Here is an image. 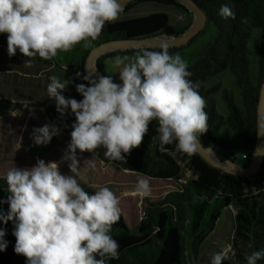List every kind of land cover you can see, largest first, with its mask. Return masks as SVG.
Listing matches in <instances>:
<instances>
[{
    "label": "clouds",
    "instance_id": "obj_1",
    "mask_svg": "<svg viewBox=\"0 0 264 264\" xmlns=\"http://www.w3.org/2000/svg\"><path fill=\"white\" fill-rule=\"evenodd\" d=\"M122 11L120 0H0V34H7L8 56L19 50L30 58L24 64L30 65L37 55L52 60L81 43L91 46L106 23L117 21ZM218 15L234 18L227 5ZM160 47L161 51L137 52L129 63L126 56L115 57V65H123L122 84L109 75L98 80L84 76L90 86L75 85L83 97L80 101L62 94L72 80L48 78L47 95L60 119L75 117L62 157L69 162L71 175L61 174L57 162L41 159L31 168L14 167L6 174L9 210L7 214L0 210V221L13 222L14 252L25 256L27 264H108L119 259L120 245L110 235L120 219L119 200L107 187L93 195L84 190L78 179L77 150L95 154L103 148L107 159L125 161V154L141 145L156 121L160 151H167L166 145H174L181 155L196 151L201 135L208 131L206 101L199 94V83L188 79L186 61L179 53L170 55L167 45ZM60 131L55 124H45L34 128L31 138L36 145H47ZM256 135L264 137V117L257 121ZM254 155H264V149L258 146ZM148 189V180L140 179L137 191L147 194ZM5 235L0 228V252L8 245ZM225 258L217 253L211 264H222ZM261 258L264 250L245 256L247 264H257Z\"/></svg>",
    "mask_w": 264,
    "mask_h": 264
},
{
    "label": "trees",
    "instance_id": "obj_2",
    "mask_svg": "<svg viewBox=\"0 0 264 264\" xmlns=\"http://www.w3.org/2000/svg\"><path fill=\"white\" fill-rule=\"evenodd\" d=\"M193 1L205 12L207 22H211L216 31L214 41L207 46L205 53L187 68L191 73L188 79L199 83V94L206 101L204 110L208 116V131L201 135L200 141L236 161L231 145L216 135L219 127L226 124L232 129L243 150V162L240 164H246L250 160L254 146L256 106L264 76V0ZM137 2L175 4L179 9L187 11L172 0H133L123 6V11L117 21L106 23L101 35L92 42L91 46L85 48L81 43L68 52H58L52 60H44L37 55L38 60L53 68L50 74L54 71H61L72 78L74 99L77 101L82 100L83 97L76 91L75 85L84 83L90 86L83 79L85 76L83 64L90 49L110 40L156 35L166 25L168 17L163 12L120 18ZM222 5H227L231 9L234 18H222L218 15ZM253 28H261L262 32L257 48V69L255 75L251 76L247 44ZM0 35L7 36V34ZM183 48L184 46L171 47L168 51L170 55L176 53L181 55ZM142 50L161 51V48L108 52L97 58V65L102 71V61L106 56L142 52ZM227 66L235 75L240 91L241 106L238 107L231 97L225 95L227 113L221 115L216 111L213 98L208 96L210 90H205L203 83L209 75ZM120 71L109 75L113 82L118 84H122L119 79ZM77 73L80 74L79 77ZM9 106L8 101L0 100V109H7ZM44 114L53 124L64 129H67L64 125L69 123L67 119L73 116L67 115L61 120L54 101L45 106ZM157 127L156 121L151 122L141 145L125 155L141 156L152 153L155 160L169 168L174 167L178 161L186 165L193 178L180 185V191L171 190L159 201L145 206L143 214L134 226H128L120 214V219L113 224L110 232L112 238L120 245L119 259L109 260L108 264H191L194 259L190 255V250L196 251L199 241L203 238L199 222H204L205 225L212 224L218 219V206L224 209L227 205L236 208L232 217L234 239L247 240L248 244L251 242L253 247L250 248V253L264 250V160L261 169L252 177H239L222 172L208 164L195 152L181 155L174 151V145H166L168 150L160 151ZM50 142L51 145L55 144L54 140ZM44 148L45 146L31 148L30 152L32 153L33 150L36 151L35 154L43 153L46 150ZM85 154L95 160L98 159L92 153L85 152ZM81 186L89 195L94 194L95 191L87 185ZM8 195L6 178L0 177V201H5L0 203V210L5 214L9 210L6 202ZM0 228L6 230L4 239L8 241L6 250L0 252V264H27L25 256L14 252L16 238L12 235L13 222L9 221L4 224L0 221ZM222 264H230V262L225 258ZM233 264H235L234 259ZM257 264H264V258L257 261Z\"/></svg>",
    "mask_w": 264,
    "mask_h": 264
},
{
    "label": "rangeland",
    "instance_id": "obj_3",
    "mask_svg": "<svg viewBox=\"0 0 264 264\" xmlns=\"http://www.w3.org/2000/svg\"><path fill=\"white\" fill-rule=\"evenodd\" d=\"M152 12H163L168 20L160 33H178L192 21L189 11L179 9L175 4H163L157 2H137L125 11L120 18H133ZM261 28H253L248 38V60L251 76L257 69V48ZM215 27L211 22H206L197 36L184 45L181 58L187 65L193 64L206 51L209 44L214 41ZM142 54V52H140ZM137 52H128L106 56L102 61V71L105 75L122 70L123 65L117 67L114 58L117 56L128 57L125 63L132 62ZM29 57L23 56L17 50L12 57L7 52V36L0 35V100L9 102V108L0 109V177H5L7 172L14 168H31L38 159L45 163L57 162L59 171L64 175H71L67 161L62 157L67 151L71 140V124L75 121L74 115L67 119V129L60 127L59 135L53 136L55 144L36 145L31 138L34 128L43 127L45 124L53 125L44 114L45 106L51 99L47 95L49 77L55 75L62 82L72 78L61 71H54L50 65L38 60L37 56L31 58L30 65L24 64ZM50 75H49V74ZM73 81V80H72ZM205 90H210L208 96L214 100L216 111L225 115L227 113L225 95L232 98L240 107V91L235 81L234 73L225 67L214 74L209 75L204 81ZM67 97L74 98V85L70 84L63 92ZM32 120V121H31ZM216 135L223 138L231 145V151L238 163L243 162V150L232 129L223 124ZM45 152L35 154L31 148L43 147ZM47 146V147H46ZM105 149L98 148L93 154L98 157L95 160L88 154L77 150L79 161V182L87 185L93 191L101 187L109 188L119 200L120 214L128 226H134L143 214L144 207L159 201L171 190H181L182 184L193 178L191 171L183 163L176 162L174 167H166L154 159L152 153L141 156L125 155V161H112L104 156ZM247 164V163H246ZM90 172V173H88ZM92 173V174H91ZM90 174V177H89ZM140 179L149 182L147 194L137 191ZM218 206V219L210 225L199 222V229L203 238L199 241L196 251L190 250L194 259L191 264H211L212 257L217 253H223L230 264H247L246 255H250L247 240H235L232 217L236 208L227 205L224 209ZM232 256V258L230 257Z\"/></svg>",
    "mask_w": 264,
    "mask_h": 264
},
{
    "label": "water",
    "instance_id": "obj_4",
    "mask_svg": "<svg viewBox=\"0 0 264 264\" xmlns=\"http://www.w3.org/2000/svg\"><path fill=\"white\" fill-rule=\"evenodd\" d=\"M133 0H120L123 6ZM183 6L192 14V21L184 30L178 33H159L143 38H124L110 40L101 43L88 52L83 68L84 74L89 75L92 79L98 80L100 76H106L97 65V58L101 55L127 49H143V48H161L162 44L167 45L168 48L184 46L191 42L193 38L202 30L207 22L205 12L193 0H172ZM260 117H264V76L259 89V95L256 106V126ZM264 149V137L255 136L254 146L251 153L250 160L247 164H240L231 157L225 155L223 152L217 151L211 146L200 141L195 153L213 167L218 168L222 172L233 174L239 177H252L260 169L264 160V155L255 156L254 152L257 147Z\"/></svg>",
    "mask_w": 264,
    "mask_h": 264
}]
</instances>
